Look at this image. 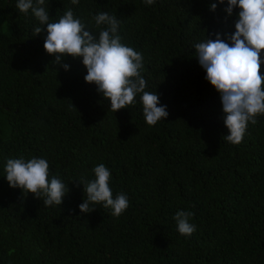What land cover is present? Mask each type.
Instances as JSON below:
<instances>
[{
	"label": "trees",
	"instance_id": "obj_1",
	"mask_svg": "<svg viewBox=\"0 0 264 264\" xmlns=\"http://www.w3.org/2000/svg\"><path fill=\"white\" fill-rule=\"evenodd\" d=\"M17 3L0 0V264H264V116L241 144L227 142L220 95L194 49L213 33L228 42L239 8L228 17L227 0H45L49 22L71 9L97 37L105 26L93 17H117L121 42L143 54L145 91L167 106L149 126L141 94L115 113L85 81L82 57L54 63L47 26L33 36L42 25ZM261 61L264 76V51ZM21 157L46 159L49 181L68 185L61 206L10 187L6 162ZM99 164L113 196L129 198L119 217L102 204L80 212L74 180L95 179ZM181 210L194 213L190 237L177 230Z\"/></svg>",
	"mask_w": 264,
	"mask_h": 264
},
{
	"label": "clouds",
	"instance_id": "obj_2",
	"mask_svg": "<svg viewBox=\"0 0 264 264\" xmlns=\"http://www.w3.org/2000/svg\"><path fill=\"white\" fill-rule=\"evenodd\" d=\"M144 2L151 6L156 0ZM78 3L79 0H72V4ZM219 3L224 4L225 0H219ZM16 7L24 14L31 10L42 25L34 28L33 36L39 35L47 26L44 48L55 56L54 63H59L66 56L83 58L87 68L85 81L97 85V90L110 101L113 112L134 106L135 97L141 94L143 115L149 126L167 119V106H158L159 95L145 91L147 81L141 74L143 54L121 42L122 37L118 33L120 22L115 15L100 12L93 17L97 27L105 26L97 37L91 30H86V25L74 16L71 9L66 10L58 22H49L45 0H18ZM216 8L217 4L212 3L211 9L215 11ZM236 8H239L236 31L227 34L228 42L222 34L213 33L214 40L207 38L196 43L194 49L195 58L206 71V80L220 95L224 123L229 130L223 138L239 145L248 125H256L258 117L264 116V76L260 74L261 52L264 51V0H227L224 10L231 17ZM63 67L68 70L70 66L64 64ZM92 171L95 179L81 177L74 180L84 186L80 212L92 213L96 209L90 205L102 204L103 208L111 209L114 217L121 216L130 206L128 196L124 192L113 196L109 183L111 172L104 164L95 166ZM5 172L10 187L33 194L45 206H61L70 191L68 185L56 176L49 181V163L44 158L32 157L27 161L23 157L8 159ZM193 216V212L183 210L175 214L181 235L190 237L195 232L196 226L189 222Z\"/></svg>",
	"mask_w": 264,
	"mask_h": 264
}]
</instances>
